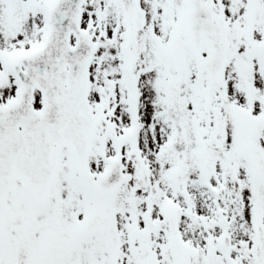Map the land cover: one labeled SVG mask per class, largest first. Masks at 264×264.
Returning <instances> with one entry per match:
<instances>
[{
	"label": "snow or ice",
	"instance_id": "obj_1",
	"mask_svg": "<svg viewBox=\"0 0 264 264\" xmlns=\"http://www.w3.org/2000/svg\"><path fill=\"white\" fill-rule=\"evenodd\" d=\"M0 264H264V0H0Z\"/></svg>",
	"mask_w": 264,
	"mask_h": 264
}]
</instances>
